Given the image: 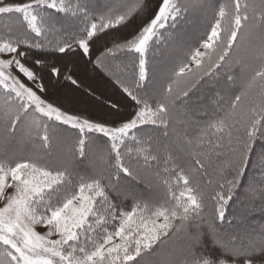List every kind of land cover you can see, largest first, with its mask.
<instances>
[{
    "label": "snow or ice",
    "instance_id": "1",
    "mask_svg": "<svg viewBox=\"0 0 264 264\" xmlns=\"http://www.w3.org/2000/svg\"><path fill=\"white\" fill-rule=\"evenodd\" d=\"M0 21V264H264V0H0Z\"/></svg>",
    "mask_w": 264,
    "mask_h": 264
},
{
    "label": "trees",
    "instance_id": "2",
    "mask_svg": "<svg viewBox=\"0 0 264 264\" xmlns=\"http://www.w3.org/2000/svg\"><path fill=\"white\" fill-rule=\"evenodd\" d=\"M261 175V173L257 170V171H253V170H249L246 174L245 180H244V184L247 185V177H251L252 180H255L256 182V186L258 187L261 180L264 179V176H259ZM244 203L243 201V195H241L240 198L236 199V202L231 204V207L228 210L227 216H228V220H233L235 219L234 214H239L240 212L244 211V207L242 206V204ZM248 220L249 223L253 226V227H258L261 224H264V212H261L260 209L257 207L254 211H249L248 212ZM229 225L227 224V222L225 223V227H228ZM178 242V241H177Z\"/></svg>",
    "mask_w": 264,
    "mask_h": 264
},
{
    "label": "rangeland",
    "instance_id": "3",
    "mask_svg": "<svg viewBox=\"0 0 264 264\" xmlns=\"http://www.w3.org/2000/svg\"><path fill=\"white\" fill-rule=\"evenodd\" d=\"M2 24H3V21H0V25H2ZM157 55L159 56V53H157ZM233 87L234 88H238L239 87V83L237 85H234ZM204 95H207V88L202 92L201 98H203ZM259 176H261V175H259ZM246 179H247V184H248L249 181L252 180L250 176L247 177Z\"/></svg>",
    "mask_w": 264,
    "mask_h": 264
}]
</instances>
